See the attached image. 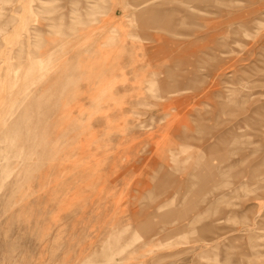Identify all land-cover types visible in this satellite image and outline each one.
Wrapping results in <instances>:
<instances>
[{
    "label": "rangeland",
    "instance_id": "obj_1",
    "mask_svg": "<svg viewBox=\"0 0 264 264\" xmlns=\"http://www.w3.org/2000/svg\"><path fill=\"white\" fill-rule=\"evenodd\" d=\"M0 264H264V0H0Z\"/></svg>",
    "mask_w": 264,
    "mask_h": 264
}]
</instances>
